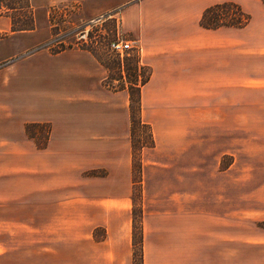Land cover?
Wrapping results in <instances>:
<instances>
[{
    "label": "crops",
    "instance_id": "crops-1",
    "mask_svg": "<svg viewBox=\"0 0 264 264\" xmlns=\"http://www.w3.org/2000/svg\"><path fill=\"white\" fill-rule=\"evenodd\" d=\"M28 1L33 14L60 4H78L89 17L114 13L149 69L139 93L153 140L141 152V264H236L243 250H264V7L256 0ZM222 2L238 4L249 23L201 28L202 12ZM8 73L0 216L9 211V240L0 239V264H19V205L48 216L47 230L73 236L32 252L34 264H131L126 91L109 90L105 67L79 48L36 52ZM23 95L26 105L17 101ZM25 124L48 125L43 149L26 137Z\"/></svg>",
    "mask_w": 264,
    "mask_h": 264
},
{
    "label": "rangeland",
    "instance_id": "rangeland-1",
    "mask_svg": "<svg viewBox=\"0 0 264 264\" xmlns=\"http://www.w3.org/2000/svg\"><path fill=\"white\" fill-rule=\"evenodd\" d=\"M0 1L5 5L10 4L13 0ZM1 6L2 5H0V97H2V99L9 98V67L39 51L56 53L69 48H79L89 51L97 59L109 65L110 71L107 73V79L105 81V86L109 90H112L110 88L120 86L122 84L121 82L126 83L134 80V62L132 58H138L135 51L132 50V52H129L127 54L129 55L127 58L129 60L125 61L127 67L131 69L129 73L128 70L125 69L126 66H124V63L120 66L117 64L119 60L122 61L125 59L126 54L118 56L110 53L108 50V45L111 42L129 41L126 35L121 33L118 16H115L114 13L89 17L84 14L81 6L78 4H60L49 9L37 10L33 14V29L31 31L10 32L11 25H27L28 15L22 10L25 13L18 11L10 13L8 11L10 16H4L3 13L5 12V8ZM249 10L251 14H255L256 12L255 9L251 7ZM258 66L259 69L264 67V59L261 61L259 60ZM119 73L123 75L122 81H120ZM136 74H138L137 71H135V75ZM115 80H118V82ZM17 101L19 104L26 105V95H23V97H20ZM29 113H31V111ZM31 131L36 133L38 130L35 129ZM147 135V129L141 128L135 123L131 139L133 143L131 150V212L133 211L135 221H138L137 212L138 208H141L140 166L142 158L141 152L143 149L139 148L138 143L145 141ZM226 162H228V159H225L221 164H225ZM26 209L25 205H19L17 209L19 264H34L33 261L35 258L32 252H36V250H39L40 247L45 245L55 250L58 248L60 241H68L73 236L70 232L64 233L63 231L57 232L47 230L48 225L46 224L49 223V217H35L31 214V211L30 214L27 213ZM2 213L5 214L0 216V239H2L3 244L7 243L8 246L9 211L3 209ZM102 234V231L97 230L94 232V237L98 239ZM69 235L71 236L69 237ZM241 258L243 262L241 263V260H239L240 262L236 264H264V250H243ZM236 259H238V256ZM60 264H72V259H66V261L60 262ZM135 264H138V261Z\"/></svg>",
    "mask_w": 264,
    "mask_h": 264
},
{
    "label": "trees",
    "instance_id": "trees-1",
    "mask_svg": "<svg viewBox=\"0 0 264 264\" xmlns=\"http://www.w3.org/2000/svg\"><path fill=\"white\" fill-rule=\"evenodd\" d=\"M264 7V0H256ZM1 7L5 8V12L3 13L4 16H10L8 11L11 12H21L27 13V25H20V26H12L10 28V32H27L33 29V12L32 8L29 5L28 0H13L10 4H5L0 1ZM24 10V11H22ZM250 21V16L242 11L240 6L233 2H222L218 4H214L212 6L207 7L201 14L199 20V26L206 30H215L217 28H234V29H241L245 27ZM94 56V55H93ZM125 59L122 61H118L117 64L120 66L124 63L126 66V70L131 72V69L127 67L125 61L129 55H125ZM96 58V57H95ZM97 59V58H96ZM134 62V80L131 82H121L120 86H116L115 88H110L114 91L125 90L128 95V102H129V122H130V132H129V139L131 150L133 143L131 141L133 136V129L135 123L139 125V127L147 129V137L145 141L138 143L140 149L150 148L153 145V140L151 137V133L149 130L148 125L142 123L140 120V88L147 82L149 77V69L146 66L139 65L137 58H132ZM97 61L103 65L109 73L110 68L109 65L99 59ZM124 61V62H123ZM135 71L138 74L135 75ZM123 73V72H122ZM120 74V81H122L123 75ZM144 75V76H143ZM130 77V75H129ZM118 82V80H115ZM136 121V122H135ZM37 129L36 133H33L31 130ZM24 133L27 138L33 141L35 147L37 149H43L46 145L49 128L46 124H25L24 125ZM132 200V199H131ZM140 203V200H139ZM140 206V205H139ZM131 261L132 264H135L138 261V264H141V208H138L137 212V219L135 221L133 211L131 212ZM258 226L264 229V222L259 223ZM136 257V260H135Z\"/></svg>",
    "mask_w": 264,
    "mask_h": 264
},
{
    "label": "built area",
    "instance_id": "built-area-1",
    "mask_svg": "<svg viewBox=\"0 0 264 264\" xmlns=\"http://www.w3.org/2000/svg\"><path fill=\"white\" fill-rule=\"evenodd\" d=\"M108 50L110 51V53L116 54L118 56H122V54L127 55L129 52H132V50L135 51L136 55H138V53H139V48L137 46H135L133 43H131L130 41L111 42L108 45Z\"/></svg>",
    "mask_w": 264,
    "mask_h": 264
}]
</instances>
